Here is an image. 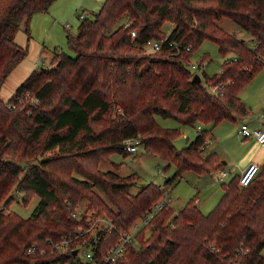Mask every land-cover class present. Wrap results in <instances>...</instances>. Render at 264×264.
<instances>
[{
    "label": "trees",
    "instance_id": "obj_1",
    "mask_svg": "<svg viewBox=\"0 0 264 264\" xmlns=\"http://www.w3.org/2000/svg\"><path fill=\"white\" fill-rule=\"evenodd\" d=\"M55 1L0 0V88L27 54L15 42L20 24L29 34L31 16ZM102 3L75 34H68L74 57L55 52L53 65L32 70L8 99L0 97V264L59 258L56 251L31 255L27 249L33 244L48 249V240L76 231L81 222L70 215L69 204L96 209L121 229L141 217L161 196L160 185L149 182L133 194L129 189L135 173L120 176L96 168L102 161L118 168L108 157L126 154L128 138L172 161L177 167L173 178L185 170L212 173L224 165L216 152L206 153L201 146L210 127L248 114L239 93L264 65V0ZM225 17L248 34L252 46L219 26ZM166 21L173 23L167 34L161 28ZM130 29L136 32L134 39ZM150 38H165L159 56L146 55L140 47ZM204 40L214 42L222 56L233 52L234 57L212 75L202 67L196 81L187 63ZM213 85L221 86L218 92L210 90ZM116 107L122 111L114 113ZM154 114L203 129L178 149L173 139L179 128L160 126ZM46 151L54 153L40 159ZM73 170L87 179L75 177ZM95 184L110 206L93 190ZM221 185L220 199L206 214L194 199L177 212L169 204L159 209L136 235L138 245H128L114 264H264V161L245 187L238 175ZM13 189L24 191L25 204L38 195L29 216L2 212V205L12 203ZM97 235L101 249L117 240L115 231Z\"/></svg>",
    "mask_w": 264,
    "mask_h": 264
},
{
    "label": "rangeland",
    "instance_id": "obj_2",
    "mask_svg": "<svg viewBox=\"0 0 264 264\" xmlns=\"http://www.w3.org/2000/svg\"><path fill=\"white\" fill-rule=\"evenodd\" d=\"M103 1L104 0H67L58 12H54L50 6L47 11H44V13H34L29 20V34L26 33L25 23L22 22L15 33V42L20 47L26 49L27 54L16 63L9 75L3 81L4 83L0 88V97L5 100L8 99L9 96L13 94L16 87L31 73L32 70L40 69L42 65H53V56L55 52H60L61 50L74 57L76 53L70 49L67 44L68 34H75L80 22L84 18H91L92 13L100 9ZM123 17H121L116 25L120 24ZM218 24L223 30L235 34L240 39L243 38L247 45L252 46L248 34L243 29H240L231 19L225 17L219 21ZM172 27L173 23L166 21L161 28L163 32H166L167 34ZM144 52L149 56L160 55L150 51L148 48H145ZM232 57H234L233 52H228L226 55L222 56L214 42L204 40L198 45L189 60L199 62L206 74L212 75V73L220 71L221 65L226 59ZM263 80L264 66L257 70L253 78L241 91V100L250 109L249 111L251 114L255 113L258 115V113L264 108L263 97L260 95L259 89ZM121 111L122 110L117 107L114 109V113H119ZM154 118L162 127L179 128V133L173 139L174 145L178 149L183 148L186 144H189L197 137L198 124L182 125L172 117L168 116L167 118L159 114H154ZM238 127L239 125L235 126L232 124V120H226L223 121V123L220 122L213 127H210V131L214 138L217 135H225L231 130H234L237 133ZM206 129H208L207 126ZM214 145L213 148H215L216 151L223 153V150L221 149L223 145L222 141L215 142ZM210 149L211 146L207 148L205 147L204 152H210ZM50 153L51 151L44 152L40 159L47 158ZM53 153L54 151L50 155H53ZM223 154H219V156ZM108 159L118 164V168H115L110 161L99 162L96 168L100 171L111 169L120 176L135 173L136 180L129 189L133 194L149 182L160 185V190L162 191L161 195L168 193V197H170L168 202L169 207L172 208L173 212H177L187 201L196 197L199 198L201 210L203 212H209L208 210L210 209H206L204 203L207 204L218 201L221 197L220 195L223 193L221 183L229 182L230 178L233 177V174H230L229 176L227 174L224 178L220 179L219 170L212 173L200 174L191 170H185L180 176L173 178L177 170L176 165L170 160L167 161L157 155H151L145 151L144 146L141 144H139L135 154L130 153L128 155H123L121 153H111ZM221 160H225V157H221ZM36 162H39V160ZM223 170L227 172L228 166L225 165ZM72 174L77 178L87 179L83 174L75 170L72 171ZM169 179H172V181H170L171 183L166 184V181ZM92 188L106 204L109 206L111 205V202L107 199L104 191L99 185L95 184ZM23 193V190L13 189L10 193L12 203L6 205L7 208H4V205H2V212L5 213L7 210H13L19 216H29L38 203L39 197L35 194V196L25 204L22 198ZM82 208L83 211H86L87 209L84 205ZM147 233L149 234V232ZM135 246H137V244Z\"/></svg>",
    "mask_w": 264,
    "mask_h": 264
},
{
    "label": "built area",
    "instance_id": "obj_3",
    "mask_svg": "<svg viewBox=\"0 0 264 264\" xmlns=\"http://www.w3.org/2000/svg\"><path fill=\"white\" fill-rule=\"evenodd\" d=\"M82 17V15H81ZM125 26L130 25V21H124ZM67 26V24H66ZM131 39H134L136 32L134 29L128 31ZM165 38L157 39L150 38L143 42L140 47L150 49V51L159 53L162 49V43ZM174 53H179V47L177 44H173ZM186 49H190L188 46ZM145 53V52H144ZM188 67L193 73H200L202 66L199 62L188 61ZM221 86L213 85L210 90L212 92H218ZM202 131V126L198 125L197 132ZM237 134L242 137L253 136L258 143H264V124L258 128H250L246 122H243L237 129ZM211 143V138L206 135L202 147H207ZM139 147L137 139L128 138L125 142L124 148L127 152H136ZM260 169V165L255 162H249L244 170L238 175L239 185L245 187L249 184L253 177L257 174ZM226 172L220 173V179L224 178ZM168 193H165L159 197L148 209H146L141 217L135 219L125 229L116 227L112 220L109 219L106 214L98 212L96 209H86L83 211L82 204L71 205L69 204V212L73 218L81 222L76 228V231L72 234H66V236L60 237L57 240H48V249L36 245H30L27 249L28 254L45 255L46 252L56 251L59 258L49 261V259L43 260L42 262L31 263V264H114L119 260L127 250L128 245H138L136 235L141 231L144 226L150 225V220L155 216L156 212L169 204ZM85 206V205H84ZM100 231L112 232L115 231L117 234V240H115L109 248L101 249L98 245V233ZM86 234H93L94 237L91 240H85ZM84 236V239H82ZM48 250V251H47ZM73 250H76L73 253Z\"/></svg>",
    "mask_w": 264,
    "mask_h": 264
},
{
    "label": "crops",
    "instance_id": "obj_4",
    "mask_svg": "<svg viewBox=\"0 0 264 264\" xmlns=\"http://www.w3.org/2000/svg\"><path fill=\"white\" fill-rule=\"evenodd\" d=\"M65 1H67V0H56L55 2H53L51 4L52 10H54V12H58L59 9L62 7V5L65 3ZM57 2H59V3H57ZM53 8H55V9H53ZM245 85L242 87V89L245 87ZM259 89H260V95L263 97V101H264V80L261 82ZM241 91L239 93V97H240ZM249 110L250 109L248 108V114L246 116H244L243 118L232 120V124H234L235 126L239 125V127H240V125L243 122H246L250 128H258L259 126L263 125L264 124V108L261 112L258 113V115L255 113L251 114V112ZM223 121H226V120H223ZM223 121H221V123H223ZM238 121H240V122H238ZM207 135L211 138V143L207 146V147L211 146V149L209 150L210 153L216 152V154H218V155L224 153L223 155H220V156L225 157V160H222V164L224 166L225 165L228 166V171L226 172L223 169H221V170H219L220 173L226 172V175L228 174V176L230 174L231 175L233 174V176H235V175L237 176L241 173L242 170L245 169V167L247 166V164L249 162H255V163L261 165V163L264 161V143H258L253 136L242 137V136L238 135L234 130H231V131H229V133H226L225 135H222V136L217 135L214 138L212 136L211 131ZM219 141L220 142L222 141V143H223L222 148H221L223 150V153H220V151L218 152L215 150V148H213L215 146L214 143L219 142ZM130 153L135 154V152H126L125 155H128ZM194 200L197 204L199 211H202L201 206L199 205V198L196 197V198H194ZM215 203H217V201L213 202V203H207V204L204 203V205H206L205 206L206 209L211 210L216 205ZM210 210H208V211H210ZM203 213L206 214L208 212H203Z\"/></svg>",
    "mask_w": 264,
    "mask_h": 264
},
{
    "label": "water",
    "instance_id": "obj_5",
    "mask_svg": "<svg viewBox=\"0 0 264 264\" xmlns=\"http://www.w3.org/2000/svg\"><path fill=\"white\" fill-rule=\"evenodd\" d=\"M193 76H194V79L197 81H200V79H201V76H199V74L198 73H195V74H193ZM76 252V250H73V253H75Z\"/></svg>",
    "mask_w": 264,
    "mask_h": 264
}]
</instances>
